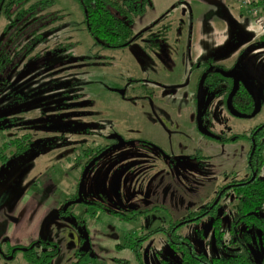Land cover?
Masks as SVG:
<instances>
[{"label":"rangeland","instance_id":"rangeland-1","mask_svg":"<svg viewBox=\"0 0 264 264\" xmlns=\"http://www.w3.org/2000/svg\"><path fill=\"white\" fill-rule=\"evenodd\" d=\"M54 1V9L63 15V20L46 31L47 39L35 53L18 60L12 72L5 76L0 74V150L10 155L5 163L0 160V187L4 189L2 194L11 193L0 195V248L7 252L10 245L21 244L25 248L35 240L50 239L60 245V254L53 264H70L80 248L89 249L101 261L116 255L133 260L124 234L143 225L148 228L169 226L206 200L207 187L217 188L234 177L248 176L249 143L240 140L223 144L205 139L202 147L206 158L188 170L177 161L172 165L168 159L136 142L110 149L95 163L83 188L85 195L109 207L114 205L112 188L118 180L121 179L123 190L129 192L127 189L133 186V180L147 184L143 179L148 177V172L143 176L139 167L153 163L160 167L149 173H154V178L146 205L158 207L147 217L128 224L114 218L115 215H105V210L98 206L80 203L73 210L84 218L75 214L67 219L60 216L66 199L76 192L80 168L86 159L78 158V154H82L84 148L111 143L113 134L134 138L151 132L149 127L139 125L135 107L138 104L130 97L135 79L152 77L164 82L170 86L167 89L175 90L170 99L176 100V104L180 106L185 101L192 105L191 64L212 56L215 62L227 68L238 61L249 73L255 88L263 87L264 11L256 15L245 13L239 19L227 17L221 11L220 15L227 18L226 25L215 20L218 12H210L200 19L201 27L192 30L193 35H187L188 28L181 22L182 5H175L131 45L109 49L89 35L83 13L74 0ZM5 23L1 19L0 40ZM59 43L63 44L59 46ZM123 87L129 89L127 97L114 92ZM211 99L206 87L205 109ZM212 102L214 126L219 133L249 135L264 122V107L252 118H238L228 112L224 96ZM25 133L32 136L31 145L25 154L15 155L16 148L10 143L17 135ZM183 136L180 141L187 144ZM5 143L9 145L7 148ZM185 150L178 147L171 155L175 157ZM259 174L264 177V166ZM24 193L32 197L30 203L34 210L26 221V232L15 237L8 234L6 228L21 215L7 210L17 204L12 195ZM225 200L229 207L222 223L226 231L222 244L217 243L214 230L200 236L199 231L203 229L205 233L208 227V219L184 225L178 231L210 257L235 253L230 244L235 193L230 191ZM77 225H81L82 230L76 228ZM239 229L238 236H242L243 226ZM256 236L253 233L250 244L253 257L257 255ZM122 240L124 248H117ZM181 252L168 243L164 232L155 234L139 249L145 264H164L166 259L179 264ZM0 264L29 263L23 251L7 259L0 251Z\"/></svg>","mask_w":264,"mask_h":264},{"label":"flooded vegetation","instance_id":"flooded-vegetation-1","mask_svg":"<svg viewBox=\"0 0 264 264\" xmlns=\"http://www.w3.org/2000/svg\"><path fill=\"white\" fill-rule=\"evenodd\" d=\"M154 26L151 25L145 31L141 32V34L137 33L139 34L138 38L141 37L144 33L148 32ZM203 61H208V63L204 66L201 64ZM236 65L238 66L239 74L244 75L245 69H243L240 66L238 61L232 64L229 68H227L223 64L215 62V59L212 56L204 60H199V61H195V63H192L191 64V70L193 74L192 86L194 87L191 88L190 91L192 105L185 101L180 106L176 104V100L170 99L171 95L175 93V90L173 91L167 89L170 86H168L164 82H157L156 79L152 77L135 79L136 83L133 85L132 91L130 93L131 94L130 97L134 98L135 103L138 104L135 107L138 110L137 119L139 121L138 122L139 125H141L142 127H146V126L149 127V130L151 132L150 133L145 132L143 133L144 136L140 134V137H134V138H124L120 134H113L112 135L113 141L111 143L90 146L89 150H91L94 153V155H91L90 157H86L83 163L85 164L84 167L82 165L80 168L81 175L85 167L92 162L89 169V173H90L95 163L99 162L110 149L114 148L115 146L127 145L133 142L142 145L144 148L147 147L148 150L156 154H160L164 158L168 159L169 163H171L172 165H174L175 162L177 161L181 166L185 168V170L195 168L196 166L195 163H197V161L206 158L204 154V147H202L205 139L215 140L223 144L229 142L230 143L238 142L240 140H246V142L249 143L247 156H248V169L250 171V174L243 178L234 177L232 180L217 186V188H215L214 185L211 187H207L206 200L204 202H201V205H199L198 207H195L194 209L190 208L186 216L177 219L169 226H158L157 228H148L146 227V225H143L140 229H133L126 232L123 237H125L126 239L124 240L126 241V245L127 246L130 245L129 247H131L130 254H133L134 256L133 260H131L127 255H126L127 257L116 255L114 258L102 262H105L107 264H145L143 256L141 255L142 256L141 257L139 254L140 246L143 245L148 240H150L155 234L164 232L167 235L168 243L174 248L181 249L182 251L181 260L179 264H184L188 262V261L185 262L184 260V254L188 250L192 255V257L195 258L194 263L201 264L202 260H200V258L203 254L206 255L207 257L210 256H208L203 251L197 250L195 248V245L189 240V238L180 234L178 231L179 228L183 227L184 225L199 222L202 221L203 219H208L209 223L205 233L203 229L199 231L200 236H205V234L207 235L212 230H214L217 243H219V245L223 243V238L225 236L226 231L222 228V223L224 221L225 216L228 213V207H229V204L225 200L227 194L230 191H233L235 193V198L237 201L238 196L235 192V189L239 188L241 185H245L248 182H251L257 177H261L259 172L261 168L264 166V122L257 125L249 133V135L246 134L227 135L225 134L226 131L219 133V131H217V129L214 126V115H213L214 112H212L214 109V105L212 101H214L218 97L224 96V99L226 100V106L228 109L227 99L230 92L233 89V79L225 77L217 70L221 68L229 71L233 69ZM204 75H206V78L202 88L203 98H204V89L207 87L208 95H210L212 99H211V103H209L205 109L202 98V115L200 117L198 115L199 112L198 87ZM247 76L253 88L259 94H261L262 97L261 110H262L264 107V86L260 88H255V85L253 84L249 76V73H247ZM246 84L248 85V83ZM248 87L251 88L249 85L245 86L243 84H240V88L235 94V96L240 95L239 96L240 98H237L238 100L235 102V96H234L233 106L237 111L241 113L251 114L254 110L255 99L250 91L251 89L249 90ZM226 89L227 90L229 89V91L225 95ZM121 91H123V93ZM114 92L118 93L122 97H127L129 89L128 87L117 88L114 90ZM228 112L230 113V115H233L229 109ZM238 118H244V117H238ZM245 118H252V117H245ZM226 121H227L226 123H229V119H227ZM203 129L207 130L212 135H207L203 133L202 132ZM228 130L231 129L229 128ZM167 136H169V138H167ZM181 136H183V139L185 141L188 140L187 144L183 141H180ZM119 138H123V141H120ZM237 138L238 140H236ZM196 143H198V145L193 146L196 145ZM178 147H180L181 149L185 148L186 150L183 153H179L175 157H173L171 155V151L175 152ZM255 155H257V157L262 156V161L259 162L260 159L257 157L256 159ZM155 168L160 169V167L155 163L150 164L147 167L146 166L139 167L138 171H142L143 176L145 171L148 172V177L143 179V181L146 180L147 184L145 185L143 182H141V180H137V182L133 180L132 182L133 186L131 188L129 187L130 189H127L129 190V192L123 190L122 181L121 179L118 180L115 186L112 188L114 197L111 199H114V205L111 207L105 205L104 202H97L95 200H92L94 198L85 195L83 193V190H82L83 201L80 204L86 206H98L102 210H105L104 211L105 215L107 214H110V216L115 215L113 216L114 218L126 222V224L136 221L142 217H147L150 214L151 210H154L156 209V207H158V206H154L153 208H150L146 206L149 203V193L154 178V173L153 174H149V173H151ZM161 171L163 172L164 168ZM80 178L78 180L76 192L72 193L66 199L64 204L79 199L78 191H79ZM145 193H147V196H145ZM101 195H104V193H101ZM194 197L195 196H191V199H197ZM236 201L233 204L235 215L231 223L230 244L235 248V253H236L237 249L233 245L234 237L235 236L237 238L240 237L238 236L239 235L238 232L240 231L239 226H243L244 233L242 236L244 235L246 236L247 233L248 234L250 233L251 236V237L246 236V240L249 241L248 245L251 249V254L253 257L252 248L250 244L251 242H253V233H256L257 243L255 244L256 246L255 253L257 255L256 257H253V260L256 263L261 264L264 257L263 247L261 248L262 232L256 229H247L244 223L241 222L239 223L235 221V217L237 216L235 209ZM78 204L79 203L71 204L66 211H64V207H63L60 210V216L67 219L71 215L75 214L79 218L81 217L84 218L85 216H80L77 212H74L73 210L74 207ZM61 211L64 214H62ZM90 214H94V213L90 212ZM77 226L76 228L82 230L81 225H77ZM40 240H50V239H40ZM50 241H54V240H50ZM56 243L60 249V245L58 244V242ZM29 245L25 246L24 248L22 247L23 245L21 244H14L9 246L7 252H4L2 248H0V251L3 253L6 259L8 257L15 258L18 251H23L25 259L29 264H31L26 257V252L29 249L28 248ZM123 245L124 243L122 240L121 244H117V248L123 249L124 248ZM0 247H1V243H0ZM33 249H35L33 251H35L37 255H41L46 250L41 244L35 245ZM88 252L92 254V252L89 249H83V248L77 249L75 255L76 257L70 264H72L77 259L78 254H85ZM59 254H60V250H59ZM59 254L52 259L50 264H53L54 259L57 258ZM92 255L96 256L94 254ZM212 257H224V256H212ZM40 263L46 264L44 262L43 263L40 262ZM164 264H175V263L166 259L164 260Z\"/></svg>","mask_w":264,"mask_h":264},{"label":"trees","instance_id":"trees-1","mask_svg":"<svg viewBox=\"0 0 264 264\" xmlns=\"http://www.w3.org/2000/svg\"><path fill=\"white\" fill-rule=\"evenodd\" d=\"M83 13V20L89 35L104 48L116 49L131 45L139 36L134 32L133 25L138 17L152 7V0H74ZM54 0H0V21H6L3 37L0 40V74L6 75L18 60L35 53L38 47L45 43L46 31L59 24L63 15L56 9ZM160 21L153 24L156 25ZM63 43H59L61 46ZM208 61L201 64L206 65ZM15 69V67H14ZM229 89H226V93ZM243 93V91H242ZM240 95L235 96V102ZM242 96V94H241ZM2 128H0L1 130ZM238 140V138L236 139ZM32 142L28 133L17 135L10 145L15 146V155L25 154ZM6 144V143H5ZM9 145L6 144L5 148ZM257 154V153H256ZM94 153L83 149L78 158L90 157ZM257 155H255V158ZM10 155H4L0 150V160L5 163ZM259 162L262 161V156ZM256 158V159H257ZM79 165V164H78ZM81 165V164H80ZM85 164H83L84 167ZM82 167V168H83ZM238 196L235 209L236 222L246 225L247 229L262 232L261 248L264 250V178L256 179L235 189ZM62 214H64L61 211ZM247 233V232H246ZM251 237L250 233L246 235ZM246 236L234 237L233 245L237 252L227 257H207L202 255L201 264H259L253 260ZM179 238V237H178ZM249 239V238H248ZM41 244L46 250L37 255L33 247ZM26 257L31 264L44 262L50 264L59 254V246L50 240H38L28 247ZM187 263L195 264L189 250L184 254ZM41 264V263H40ZM72 264H107L92 254H78ZM264 264V257L261 262Z\"/></svg>","mask_w":264,"mask_h":264},{"label":"crops","instance_id":"crops-1","mask_svg":"<svg viewBox=\"0 0 264 264\" xmlns=\"http://www.w3.org/2000/svg\"><path fill=\"white\" fill-rule=\"evenodd\" d=\"M175 5H182V9L180 10L183 15L181 16V22L188 28L187 35H193L192 30H197L201 27L199 21H201L200 19L207 13L218 12V14H216L218 17H216L215 20L219 24L225 25L227 18L220 15L221 11L225 12L227 17H231L232 19L233 17L234 19H239L241 15L245 14V10L240 7L238 0H152V7L136 19L133 25L134 32L141 33L157 21H161ZM187 35L185 36L186 39ZM194 55H196L195 52ZM199 59L204 60L202 58ZM3 190L4 189L0 187V195L3 196V194H6V196H8L10 192L7 191L8 194L5 192L2 194ZM12 196L16 197L17 204L12 209L7 210V212H11L15 215L20 214L21 218L10 223L6 229H8V234H14L15 237H20L26 232V221L34 210L30 203L32 197L27 193ZM40 206L44 207L43 204Z\"/></svg>","mask_w":264,"mask_h":264},{"label":"water","instance_id":"water-1","mask_svg":"<svg viewBox=\"0 0 264 264\" xmlns=\"http://www.w3.org/2000/svg\"><path fill=\"white\" fill-rule=\"evenodd\" d=\"M238 65V64H237ZM235 66L233 69L227 71V70H224V69H221L219 68L217 71L220 72L222 75H224L225 77H228V78H232L233 79V89L232 91L230 92L229 96H228V99H227V105H228V109L230 110V112L237 116V117H253L255 116L257 113L260 112L261 110V107H262V97H261V94H259L254 88L253 86L250 84L249 82V78L247 76V71L244 70V75L242 74H239L238 72V66ZM205 78H206V75H204L199 83V87H198V115L201 117L202 115V98H203V94H202V88H203V84H204V81H205ZM246 83H248V85L251 87L248 89L251 91V93L253 94V97L255 99V105H254V110L251 114H246V113H241L239 111H237L234 106H233V98L235 96V94L237 93L238 89L240 88V84H243L245 86H248ZM123 93V91H121ZM203 133L207 134V135H212L211 133H209L207 130L203 129L202 130ZM120 141H123V138H119ZM92 162L89 163L82 175H81V178H80V183H79V199L75 200V201H70L68 203L65 204L64 206V211L67 210V208L71 205V204H74V203H81L83 200V193H82V190H83V186H84V182H85V179L89 173V169H90V166H91Z\"/></svg>","mask_w":264,"mask_h":264},{"label":"built area","instance_id":"built-area-1","mask_svg":"<svg viewBox=\"0 0 264 264\" xmlns=\"http://www.w3.org/2000/svg\"><path fill=\"white\" fill-rule=\"evenodd\" d=\"M240 7L245 10L246 14H259L264 9V0H238Z\"/></svg>","mask_w":264,"mask_h":264}]
</instances>
